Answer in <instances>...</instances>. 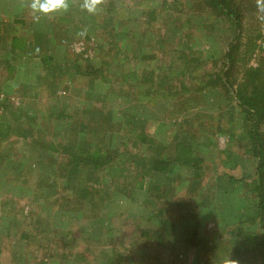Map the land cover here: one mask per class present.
<instances>
[{
	"label": "rangeland",
	"instance_id": "rangeland-1",
	"mask_svg": "<svg viewBox=\"0 0 264 264\" xmlns=\"http://www.w3.org/2000/svg\"><path fill=\"white\" fill-rule=\"evenodd\" d=\"M30 1V21L25 25L15 20L24 8L23 0H0V44L7 34L39 29L46 35L41 53L54 58L48 66L33 57L32 48L12 62L18 67L10 77L4 67L9 52L0 56V87L5 83L14 86L9 92L17 111L10 116L13 135L0 144V264H37L40 259L48 264H220L225 257L236 264H264L263 230L256 195L250 188L256 161L246 126L235 117L238 112L229 95L220 88L209 90L198 105L190 100L187 104H151L136 95L145 91L138 84L148 66L173 82H192L195 67L182 62L180 54L194 51L207 58L219 57L233 36L230 24L215 13L209 19L205 13H187L191 5L197 7L198 0H177L183 10L175 0H102L97 12L83 8L84 0H67V10L46 14L35 12ZM147 9L155 10L157 20L143 13ZM256 59L254 55L249 64L256 66ZM76 62L101 67L103 74L82 77L74 69ZM210 65L196 62L201 72ZM60 111L80 115L86 130H91L84 132L87 142L96 140L100 121L121 124V131L116 128L106 137L124 154L117 164L99 173L95 186L102 193L105 209L97 219L52 204L68 193L63 181L59 188L54 186L57 154L37 143L42 137L64 140L65 121L56 115ZM27 129L34 136L32 141L20 135ZM143 131L157 141L154 154L169 155L177 140L193 145L207 162L205 176L197 177L184 166L166 174L154 171L148 160L150 149L144 153L145 147L136 138ZM225 170L245 181L232 182L223 174ZM72 175L74 183L89 174L83 170ZM152 196L160 199V207L141 203V198ZM154 211L159 212L156 224L168 221L172 230L159 247L142 237ZM32 229L55 233L34 234L36 239L29 247L21 232L33 234L36 230ZM38 245L57 255L36 251ZM62 248L73 250L76 259L59 256Z\"/></svg>",
	"mask_w": 264,
	"mask_h": 264
},
{
	"label": "trees",
	"instance_id": "trees-1",
	"mask_svg": "<svg viewBox=\"0 0 264 264\" xmlns=\"http://www.w3.org/2000/svg\"><path fill=\"white\" fill-rule=\"evenodd\" d=\"M28 1L30 0H23L22 4L24 8H20L19 13H17L19 17L22 15L23 18L20 20L19 17L15 18V20L21 21L25 25L29 24L30 21L28 20ZM175 1L174 4H178L180 7L181 5L177 0ZM30 2L32 3L33 1L31 0ZM197 3V7L193 6L191 8V5L187 8L186 12L190 14L205 13L208 14L205 15L207 19L210 18L209 15L215 13L219 20L223 19L226 23L230 24L233 36L228 41L225 50L219 57L214 58H207L202 53L197 55L194 51H183L179 59L182 62H188L191 68L195 67V70L191 69L193 70L192 82H184L183 80L178 83L173 82L166 74L157 73L153 67L148 66L143 68L138 85L144 86L145 91L143 94L136 92V95L148 98L152 102L151 104H155L156 102H158L156 104H171V102L179 104L185 101V104H187V100H190L191 103H194L193 105H198L204 93L209 90H218L220 88L229 95L228 98L233 103V105L231 104L232 107L236 108L239 114L238 116L236 113L235 117H240L246 126L245 131L250 143V153L256 161V171L253 180H251L250 188L256 195L259 221L264 237V18L262 17L264 7L258 5V0H198ZM180 8L179 10H183L182 6ZM143 13L152 21L158 18V14H155L154 9L143 10ZM189 20L190 18L187 21L189 22ZM32 30L35 32L24 34L14 32L10 35L7 34L3 44H0L1 57L5 50L9 52V56L4 61V67L9 72L10 77H14L18 67V65L12 62L20 60L32 48L35 49L33 50L35 53L33 57H39L48 66L53 62L54 57L52 54L46 55L45 53H41L46 35L39 29L32 28ZM254 55H257L256 66L249 64L250 59ZM200 61L208 65L211 64V68L207 67L206 72L199 71L196 67V62ZM74 69L82 77L99 78L103 74V68H97L91 63L83 66L76 62ZM9 90L12 92L14 86L12 87V85L5 83L0 87V144L6 142L13 135L14 123L10 116L17 114L16 109L11 105V93ZM236 110L231 111L236 112ZM56 115L65 121L64 140L62 142L45 141V138L42 137L37 146L41 145L43 149L51 150L57 154L55 157L57 162L56 173L54 175L56 182L54 186L57 185L59 188L60 181H63L68 194L62 196L60 199H53L54 203H52V199L47 202L48 204L57 205L59 208L68 209L74 214L79 212V215L83 217L97 219L105 209L102 193L95 186L100 182L99 173L105 172L114 164H117L121 155L124 154V151L119 147L110 145L106 137H109L110 132L117 131L116 128L121 131V124H115L109 120L100 121L98 135L95 138L97 142L93 139L91 140L92 142H87L85 135L89 134L91 130H86L87 124L81 123L80 115L78 116L75 112L67 113L64 111L57 112ZM32 125L34 127V124ZM20 135L31 141L34 138L28 129L21 130ZM136 138L145 147L144 153L150 149L148 160L154 171L166 174L173 167L184 166L193 169V174L197 177L205 176L204 170L208 169L206 166L207 162L205 158L196 153L193 145L190 143L184 140H177L171 147L172 152L164 156L161 153L154 154L152 151L157 141L151 134L144 131L138 132ZM83 170L87 171L88 177H81L72 183V173ZM93 174L96 175L95 178H93ZM223 174L234 183L245 181L243 176H235L229 170H225ZM175 183L177 184L176 181ZM142 186L143 180H140L139 187ZM175 189L180 191V187L175 186ZM163 194L167 195V191L163 192ZM53 195L49 197H53ZM157 199L158 197L156 196H152L150 200L141 198V203H150L148 206L154 205V207H160L162 202L160 199ZM158 215L159 212L154 211L152 216H147L149 228L142 231V237L144 236L148 240H151L149 242L152 245L157 244L156 247L166 243V234L167 236L172 234V230L168 228V221L156 224L159 220L156 217ZM142 219L146 220L143 216ZM154 219H156V222L153 221ZM32 230L36 231H33V234L21 232V239H24L29 247L33 246V241L36 239V235L34 234H38L39 232L41 234L55 233V231H45L44 229ZM71 236L72 234L70 233L69 237ZM64 243L68 242L64 241ZM29 247L28 251H30ZM36 249V251H42L43 249L46 253L53 256L57 255L51 248L48 250L43 248V245H38ZM59 256L70 260L76 259L73 250H65L64 248L61 249ZM37 264H48V262L45 259H40Z\"/></svg>",
	"mask_w": 264,
	"mask_h": 264
},
{
	"label": "clouds",
	"instance_id": "clouds-1",
	"mask_svg": "<svg viewBox=\"0 0 264 264\" xmlns=\"http://www.w3.org/2000/svg\"><path fill=\"white\" fill-rule=\"evenodd\" d=\"M102 0H84L82 7L88 12L99 11ZM258 5L264 7V0H258ZM30 7L35 12L51 13L56 11L67 10L69 4L67 0H33ZM220 264H236L235 260L230 257L222 259Z\"/></svg>",
	"mask_w": 264,
	"mask_h": 264
}]
</instances>
